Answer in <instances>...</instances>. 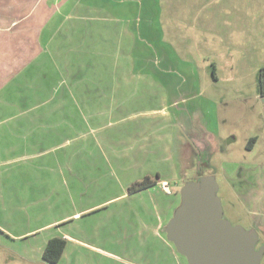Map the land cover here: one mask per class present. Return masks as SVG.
Returning a JSON list of instances; mask_svg holds the SVG:
<instances>
[{"label": "crops", "instance_id": "crops-1", "mask_svg": "<svg viewBox=\"0 0 264 264\" xmlns=\"http://www.w3.org/2000/svg\"><path fill=\"white\" fill-rule=\"evenodd\" d=\"M60 2L50 14L62 18L48 30L39 0H0V31H38L32 54L0 53V254L50 264L43 250L61 237L66 246L54 264H183L163 231L176 207L167 208L157 179L180 203V187L196 180L197 159L207 158L194 137L221 138L217 108L225 92L243 89L257 101L248 106L260 112L259 129L245 143L249 154L220 174L259 238L264 164L253 160L264 158V97L256 89L264 8L222 4L220 14L212 4L210 34L186 45L177 25L165 23L163 0ZM28 14L30 23L19 26ZM199 46L211 47L208 59L196 56ZM219 58L228 71L221 78ZM185 149L194 159L182 168ZM146 177L156 185L129 192Z\"/></svg>", "mask_w": 264, "mask_h": 264}, {"label": "rangeland", "instance_id": "rangeland-1", "mask_svg": "<svg viewBox=\"0 0 264 264\" xmlns=\"http://www.w3.org/2000/svg\"><path fill=\"white\" fill-rule=\"evenodd\" d=\"M209 1L210 0H163L165 23H169L173 30L174 25H177V28H179V33L183 35L182 41L186 45L193 42V37H203L210 34L206 30V18L208 15H210L212 9L214 8L212 4H216L215 11H218L220 14L224 11L221 8H226L222 7V4L228 5L233 3L234 6L246 10L247 12H250L256 8H264V0H215V3L211 4H209ZM212 1L213 0H211L210 2ZM47 2L48 0H39V11L43 12V14L39 16V22L41 24L45 16V25H47L48 30H52L61 20L60 17L62 11L60 13H57L56 11V13L52 15L50 14V7L55 6V8H57L62 4L60 0H53V3L50 4L49 0V5L48 7H46ZM18 19V22H21L19 26L22 27V23L24 24V26H27L26 24H29L31 21V16L29 14L22 15ZM7 21L9 22L11 21V19H7ZM37 32L38 31L35 30L31 31L22 28L19 31H14L10 28L4 31H0V53L2 55H8L10 54V49H22L23 51H27L25 52L26 54H32L36 46ZM192 50L193 48L189 52H191ZM194 51L197 57H204L208 59L211 47H194ZM193 56L194 55H189V57ZM223 59L226 58H219V62H216V64L220 68L218 70L219 72H217L218 78H221L224 74L226 75V73H228V71L225 72L224 70H222V68L224 67L222 63L225 62V60ZM255 75L256 71L252 73V77ZM244 83L245 88H247L250 84V76H247V78L244 80ZM225 93L227 95V99L224 100L226 102L225 105L218 106V108L216 106V108L218 109L216 116H218L217 120L220 128L219 132L222 139L216 138V135H214V137H211L202 134V141H199L196 137H194L193 148L201 151L202 153H205V156L209 160L208 165L203 164L197 169L201 176L212 175L215 177L218 185L217 196L221 201L223 218L230 222L232 225H239L248 230L253 224L251 212L248 208H245L242 200L239 199L237 192L235 190L231 191L232 189L230 190L229 184L226 183V181L220 174V169H223V164H227V162L229 161V163H237L240 159H242L243 155L245 156V153L249 154L245 151L244 146L248 137L257 135L256 133L258 132L260 125V123H258V120L260 119V112H254L252 108L250 109L252 105L248 106L249 104L257 103L256 100L250 101V89H243L242 94H240L237 90H232L229 91V93ZM94 96V93L88 95V97ZM111 112L113 111H110L109 113ZM231 138H233V140ZM192 153L189 152V150L186 151L185 149V151L183 152L185 156L182 168L186 164L187 160L190 164V160L194 159L190 157ZM253 161L257 164H264V158H255ZM198 163L199 161L197 159L196 167H198ZM157 182V186L159 187L158 190L167 193V208H169L170 210V208L174 206L177 207L179 205V197L178 195L174 196L173 193H175L176 191L171 193L172 191H170L169 188L170 183L162 179H157ZM154 185H156V183ZM162 210L163 205L160 203L159 212ZM169 210H167V214L170 213ZM164 215L165 212L162 213V222L165 217ZM156 229L157 226L153 228V232ZM259 233V241L256 248L264 243V231L260 229ZM167 244L169 245V242ZM170 246L173 248L172 245ZM0 264L28 263H25V260H22L21 262L15 261L14 256L12 255L0 254ZM183 264H186L185 260L183 261ZM260 264H264V257L262 258Z\"/></svg>", "mask_w": 264, "mask_h": 264}, {"label": "water", "instance_id": "water-1", "mask_svg": "<svg viewBox=\"0 0 264 264\" xmlns=\"http://www.w3.org/2000/svg\"><path fill=\"white\" fill-rule=\"evenodd\" d=\"M218 185L212 175L185 182L180 203L163 231L186 264H260L264 245L258 233L223 218Z\"/></svg>", "mask_w": 264, "mask_h": 264}, {"label": "trees", "instance_id": "trees-1", "mask_svg": "<svg viewBox=\"0 0 264 264\" xmlns=\"http://www.w3.org/2000/svg\"><path fill=\"white\" fill-rule=\"evenodd\" d=\"M212 77L213 74H212ZM256 89L260 97H264V66L260 67L256 75ZM198 178V177H197ZM196 178V179H197ZM154 181L146 177L140 182H136L129 187V192L134 193L154 185ZM66 246V240L61 237H55L48 240L43 253L42 260L46 263L54 264L59 261Z\"/></svg>", "mask_w": 264, "mask_h": 264}, {"label": "flooded vegetation", "instance_id": "flooded-vegetation-1", "mask_svg": "<svg viewBox=\"0 0 264 264\" xmlns=\"http://www.w3.org/2000/svg\"><path fill=\"white\" fill-rule=\"evenodd\" d=\"M203 157V158H202ZM202 159V160H201ZM201 159L199 160V167H201V165L206 164L207 163V158H205L204 156H201ZM201 175L199 174L197 177L199 178ZM196 177V178H197ZM195 178V179H196Z\"/></svg>", "mask_w": 264, "mask_h": 264}]
</instances>
